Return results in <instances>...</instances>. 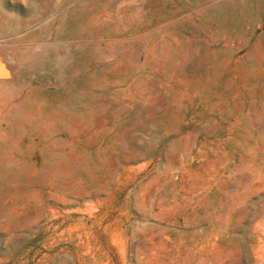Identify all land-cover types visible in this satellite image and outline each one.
I'll use <instances>...</instances> for the list:
<instances>
[{
    "label": "rangeland",
    "instance_id": "1",
    "mask_svg": "<svg viewBox=\"0 0 264 264\" xmlns=\"http://www.w3.org/2000/svg\"><path fill=\"white\" fill-rule=\"evenodd\" d=\"M0 66V264H264V0H0Z\"/></svg>",
    "mask_w": 264,
    "mask_h": 264
},
{
    "label": "bare ground",
    "instance_id": "2",
    "mask_svg": "<svg viewBox=\"0 0 264 264\" xmlns=\"http://www.w3.org/2000/svg\"><path fill=\"white\" fill-rule=\"evenodd\" d=\"M2 66H0V72L2 71ZM4 69V68H3ZM2 73V72H1ZM263 222H264V219H263ZM261 225V224H260ZM263 225V224H262ZM262 227V226H261ZM263 259V258H262Z\"/></svg>",
    "mask_w": 264,
    "mask_h": 264
}]
</instances>
